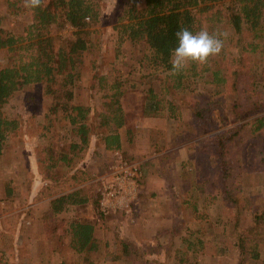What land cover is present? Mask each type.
I'll list each match as a JSON object with an SVG mask.
<instances>
[{
  "label": "rangeland",
  "instance_id": "1",
  "mask_svg": "<svg viewBox=\"0 0 264 264\" xmlns=\"http://www.w3.org/2000/svg\"><path fill=\"white\" fill-rule=\"evenodd\" d=\"M8 1L0 0L2 28L8 33L25 34L33 23L32 15L28 11L13 15ZM94 3L99 17L91 23L87 19L88 50L76 57L75 69L67 68L51 84L44 82L24 88L0 108L5 118L18 124V129L7 138L4 154L0 156V264H236L239 259L235 246L236 224L247 228L252 225L254 214L264 210V128L254 133L250 126L230 150L228 161L234 177L230 180L234 191L236 188L237 204L227 202L224 196L212 203L208 193L198 191L197 197H191L188 192L192 185L197 186L203 177L205 187L215 191V195H220L221 188L216 177L221 172L219 154L209 140L213 134L198 133L192 122L193 106L199 101L208 107L221 131L238 126L242 120L264 118V40H254L248 34V42L260 44L256 52L248 55L237 49V35L225 27L228 37L218 55L220 66L217 68L227 63L228 59L222 56L242 61L245 58L246 65L240 67L239 83L235 81L237 86H233L234 79L228 86L213 84V71L209 70L185 78L184 87L174 89L166 79L167 71L149 63L152 53L147 45L133 44L127 36L121 40L120 24L127 22L123 17H127L134 3L142 10L143 1L94 0ZM51 29L56 48L68 49L77 29L64 15ZM7 56V51L0 50V68L7 66ZM202 68L198 66L197 70ZM229 68L233 69L231 65ZM102 76L108 81H121L127 89L122 99L126 125L119 131L123 147L106 151L99 137L91 138L84 147L86 151L80 153L81 160L76 159L72 164L73 169L90 175L81 185L88 191L90 202L58 215L60 230L46 238L44 218L52 208L56 184L44 180L42 162L48 152L68 149L74 142H81L66 113H56L54 107H61L67 100L68 90H73L74 97L69 102L92 108L88 121L101 132L97 127V115L104 111L103 96L107 94L99 87ZM151 93L165 106L169 101L177 104L181 119L168 118L166 108L161 117L146 116V99ZM254 110L258 111L254 113ZM116 152L127 162L140 166V194L132 216L119 213L103 217L99 189L102 177L117 161ZM60 166L65 173L69 170L63 164ZM200 166L204 170L198 169ZM148 180L153 191L148 195L149 200L143 201ZM159 189L166 200L162 204L166 207L163 216L167 219L164 228L167 226L168 232H162L160 224L162 213L156 193ZM198 215L201 218L198 219ZM72 221L96 227L98 251L79 254L69 247L70 236L62 229L67 230ZM148 227L149 233L141 232ZM188 239L191 243L204 240L208 247L200 250L198 245L187 250ZM231 243L234 247L225 256L205 253L211 251L210 244ZM125 245L130 246L131 255L125 254ZM194 249L199 250L196 255ZM182 258L187 262H181Z\"/></svg>",
  "mask_w": 264,
  "mask_h": 264
},
{
  "label": "trees",
  "instance_id": "2",
  "mask_svg": "<svg viewBox=\"0 0 264 264\" xmlns=\"http://www.w3.org/2000/svg\"><path fill=\"white\" fill-rule=\"evenodd\" d=\"M145 7L142 10L137 8L134 3L127 11V22L120 24L122 33L133 44H145L151 51L148 58L149 63L156 68H163L167 71L166 79L174 89L183 88V80L204 72L213 71V84L228 86L229 81L234 79L233 86L239 83L241 66H245L242 59H233L222 56L228 60L224 67L217 62V56L209 57V61L200 66L197 70L196 64H191L177 75H171L170 54L171 50L177 46L175 33L181 28H187L193 33L200 30H207L209 33L214 31H224L229 27L237 35V49L253 54L260 47V44L248 42V34L254 40H264V0H142ZM9 9L13 15H18L23 11H28L33 17V23L29 25L25 34L16 35L8 33L2 28L0 19V50L8 53L7 66L0 68V108L5 106L16 93L24 88L39 84H51L55 82L57 75H63L67 68L75 69L77 56L82 55L88 50L86 29L90 23L97 20L99 12L94 0H42V6L35 10L23 7V0H9ZM222 4V6H219ZM61 15H64L68 22L77 29L74 32V39L69 43L68 49L64 47L56 48L52 37V27L59 24ZM212 63V64H211ZM229 65L233 69L229 68ZM73 76V75H72ZM100 90H106L103 96L104 111L97 117L99 124L97 127L102 129L98 133L95 125L88 121L93 109L77 106L69 102L73 99V90L69 89L65 95L66 101L54 107L56 113H66V118L70 125L74 127L80 143L74 142L68 149L50 151L46 159L42 162V176L44 180H49L56 184L52 208L44 218L45 233L44 237L50 238L51 234H56L61 226L57 223L56 217L67 211L69 208L85 205L90 202L91 197L82 184L87 181L90 175L88 172L73 169L72 164L76 159L81 160L80 153L86 151V147L93 136L99 137L104 144L106 151L120 150L123 142L120 129L126 125V113L122 99L126 94L124 84L114 79L108 81L106 76L100 78ZM236 81V82H235ZM256 83V80H255ZM50 89V88H49ZM50 91H48L49 93ZM253 92V90L251 91ZM167 109L168 118L179 120L182 117L179 106L172 101L167 102L158 100L155 94L151 93L146 99L145 115L161 117L163 111ZM264 108V107H263ZM258 108V109H263ZM92 109V110H91ZM193 124L199 130L200 135L212 133L210 142L217 149L219 154V167L221 172L216 175L219 180L220 195H215L208 187H205V178L200 179L197 184V191L208 193L211 202L215 203L221 196H224L229 203H238L235 196L234 187L231 186L233 176L232 165L228 161L231 148L235 146V141L250 126L254 133L264 128V118L256 117L252 120H242L241 124L229 130L221 131L212 119L210 109L201 105L199 101L193 106ZM258 110H254V113ZM75 114V115H74ZM252 114L251 112L249 115ZM90 119V118H89ZM239 120V117L237 118ZM244 119V118H243ZM18 129L16 121L5 118L0 111V156L4 154L7 138ZM210 162L209 160H207ZM60 164L69 170L65 173ZM203 166L198 167V169ZM204 170V168L202 169ZM204 179V180H203ZM8 195L11 194L8 188ZM72 190V191H71ZM68 191V192H67ZM196 209V205L194 206ZM201 218V216H197ZM96 227L87 222L72 221L67 230L63 232L70 236L69 247L79 254H86L99 250V243L95 236ZM235 246L238 249L239 259L236 264H264V210L254 214L252 225L244 228L239 223L235 226ZM188 249L200 246L199 249H206L208 245L204 240L198 243H191L189 239ZM212 249L209 252L213 256H225L234 244H210ZM125 254L131 255L129 245L124 246ZM199 250L194 249L195 252ZM187 253V252H186ZM184 255H186L184 253ZM181 262L186 263L183 258Z\"/></svg>",
  "mask_w": 264,
  "mask_h": 264
},
{
  "label": "built area",
  "instance_id": "3",
  "mask_svg": "<svg viewBox=\"0 0 264 264\" xmlns=\"http://www.w3.org/2000/svg\"><path fill=\"white\" fill-rule=\"evenodd\" d=\"M115 160L109 173L101 180L100 212L103 217L119 213L132 216L140 194L141 168L127 162L120 152H116Z\"/></svg>",
  "mask_w": 264,
  "mask_h": 264
},
{
  "label": "clouds",
  "instance_id": "4",
  "mask_svg": "<svg viewBox=\"0 0 264 264\" xmlns=\"http://www.w3.org/2000/svg\"><path fill=\"white\" fill-rule=\"evenodd\" d=\"M42 6V0H23V7L35 10ZM89 19L86 17V20ZM177 46L171 50L170 64L171 75H177L191 64L203 66L209 57L219 55L228 37L226 31L200 30L193 33L187 28H181L175 33Z\"/></svg>",
  "mask_w": 264,
  "mask_h": 264
},
{
  "label": "crops",
  "instance_id": "5",
  "mask_svg": "<svg viewBox=\"0 0 264 264\" xmlns=\"http://www.w3.org/2000/svg\"><path fill=\"white\" fill-rule=\"evenodd\" d=\"M164 187V186H163ZM162 187V188H163ZM197 186H196V184L194 183L193 185H192V188L190 189V191L188 192L190 195H191V197L194 195V197H197ZM146 190H145V193H144V195H143V197H142V200L143 201H148L149 200V193H150V191H153L150 187H149V180H148V186L145 188ZM147 189H148V192H147ZM161 190L162 189H159V191L158 192H156V193H158L159 194V198H158V204H159V210H160V213H162V214H160V216H159V218H160V224L163 226V229H162V232H168V231H170V230H167V229H165L167 226H165V228H164V225H165V222L167 221V219H166V216H163L164 215V213H163V211H165L166 210V207L165 206H163L164 204H162V202H164L165 203V199H164V194L163 193H160L161 192ZM148 193V194H147ZM170 196V195H169ZM170 197H172V195L170 196ZM142 210V208H140L139 209V211H141ZM140 214V213H139ZM149 225V227H150V225L151 224H148ZM147 228V230L146 229H143V230H141V232H144V233H149L151 230H150V228Z\"/></svg>",
  "mask_w": 264,
  "mask_h": 264
}]
</instances>
